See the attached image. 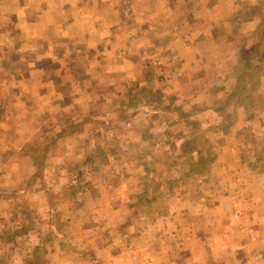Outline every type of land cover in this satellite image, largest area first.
Returning a JSON list of instances; mask_svg holds the SVG:
<instances>
[{
  "label": "crops",
  "instance_id": "crops-1",
  "mask_svg": "<svg viewBox=\"0 0 264 264\" xmlns=\"http://www.w3.org/2000/svg\"><path fill=\"white\" fill-rule=\"evenodd\" d=\"M34 2L17 1L16 11L2 20L10 22L12 34L19 32V36L25 30L26 36L34 37L36 27L39 42L8 39L6 31H0V176L10 177L12 168H18L22 174L16 180L25 184L28 177L30 197L43 191L61 202L74 198L77 190L84 197L103 200L114 218L100 217L99 201L62 207L51 202L41 215L30 206L25 209L29 220L22 218V222L8 208H0V262L30 264L41 250L46 264H264V190L257 192L263 187L264 159H241L234 170L243 174L232 176L220 188L219 197L203 207L206 217L176 205L152 217L153 227L127 232L128 224L117 219V212L132 210V202L115 201L131 189L127 180L154 175L170 183L175 175L159 171L164 166L143 154L148 145L134 121L138 112L150 104L151 114L143 115L149 121L170 109L152 91L150 96L145 91L162 80L173 90L181 80L193 87L210 85L225 95L244 68L239 55L252 52L245 39L264 37V0H81L75 4L74 15L67 13L56 21L43 19L47 15L39 17ZM212 51L226 53L228 58L206 63V54ZM148 57H160L165 68L172 70V78H159L147 64ZM249 61L246 69L256 70L255 61ZM215 65L224 70L223 75L209 72ZM69 86L79 87L77 95L68 96ZM69 105L78 108L79 120L66 114ZM132 144L140 152L138 162L132 160V170L137 172L140 162L145 171L121 175L112 169V160L126 161L136 150ZM96 164L100 172L95 171ZM228 164L222 167L229 168ZM45 167L49 171L43 178ZM76 168L83 175L74 187L71 173ZM244 185L251 188L247 195ZM238 187L237 192L228 190ZM4 188L8 189L1 185L0 191ZM205 192L202 188L197 197L203 198ZM12 195L0 192V197ZM15 211L21 213L19 208ZM68 212L77 220H64ZM17 222L23 225L20 232ZM8 228L15 233L12 241L3 235ZM145 233L165 243L144 242ZM131 242L142 246L131 249L127 246ZM165 244L171 248L155 250L154 246ZM127 257L129 263L124 261Z\"/></svg>",
  "mask_w": 264,
  "mask_h": 264
},
{
  "label": "rangeland",
  "instance_id": "rangeland-1",
  "mask_svg": "<svg viewBox=\"0 0 264 264\" xmlns=\"http://www.w3.org/2000/svg\"><path fill=\"white\" fill-rule=\"evenodd\" d=\"M17 1L20 2V0H0V31L5 30L7 33L6 38L8 39H17L20 37L21 42L28 41L31 44L33 42L38 43V38L35 39L36 27H34L35 29H32L34 37H32V34L31 36H26L27 31L25 30V35L24 31H21V36H19V32L17 34H12L11 31L13 29L10 22L2 21L6 15L12 14L16 11ZM26 1L28 2L29 0ZM31 1L34 2L35 0ZM36 1L38 3L36 8L37 15L39 17L47 15V17H44L43 19L48 20L51 18L53 21H56L58 17L67 15V13L69 15H74L77 12L75 10V4H78L81 0ZM20 25L21 28H24V25L26 24L22 22ZM41 26L43 25L39 24V27ZM42 30L44 31L43 28ZM261 33L264 34V31L262 30ZM245 42L246 44H249L250 47H253L252 52H243L239 55V63L246 64L250 62L249 59L252 58L255 61L254 64L256 65V70H251V72L256 75L255 78L250 76L248 73L245 74L249 83L254 84L252 87L253 91H251L252 94H250L251 96L253 95V97L249 99L251 100L254 98L251 101H254L256 104V107L252 108L255 109L253 110V113H247L249 116L247 120L243 119L245 111L240 112L242 107L237 108V105L235 104H224L222 98L224 95L223 92L218 94L219 92H215L210 85L207 88L199 86L193 87V84H189L184 81L181 82V80H179V83H176L175 89L172 90V87L164 84L162 80L159 83V86H155L153 89H147L148 91H145V94L149 96L152 91V93L159 99L158 102L163 103L162 105L169 106L170 109H163L162 112H160L162 113V116L160 115V117L155 119L151 118L149 121L148 118L147 120H144L146 117L143 115L145 113L148 115L151 114V108L153 107H150V104H145L141 109L142 111L140 110L138 112V116L134 121H136L135 123H139L137 127H140L143 142L148 145L143 154H147V157L150 160L157 159L160 162V167L164 166L163 168H159V171L166 170L171 174L172 171H174L175 175L173 174L174 176L170 178V183H163L160 181V178H157V176L154 175H148L147 179H141L138 177L136 179L126 181V183L131 186V189H127V192L124 193V198L117 195L115 201L116 203H118L117 200L119 203L126 201L127 204L132 202V210L129 209L128 212H126V210H120L117 212V219L125 221L128 224L124 226L127 232H134L138 230V232L141 233V231L144 230L142 229L143 227H153L154 221L151 220L152 217L162 214L168 211L169 207H174L176 205L190 207L191 212H193L194 215L195 213H199L196 215L206 217L203 207H207V204L213 202L215 196L221 192V189L226 184V181H229L232 176L243 174L240 169L234 170L236 166L239 165L241 159H244L245 161H250L252 158L255 159L254 155L256 156V154H252V149L254 151L256 148L260 151L261 159H264V37L258 45L256 44L257 38L252 39L249 42L248 39H245ZM224 49L225 48H223V50ZM206 58L207 63V60L213 61L214 59L220 61L221 59L224 60L228 57L226 53L221 51H212L206 54ZM147 59L148 63L154 64L160 60V57L159 60L152 57H148ZM158 65L157 69L161 68L163 70L162 73H164L165 78H172V70L166 69V65L160 61L158 62ZM219 65H215L210 68L209 72H213L216 75H223L222 72H224V70L222 71L221 67H218ZM199 70L203 69L200 67ZM206 74L207 72L204 73L205 77ZM129 84L130 86L134 85L133 82H130ZM68 91V96H75L79 91V87L69 86ZM68 96H65L64 98L66 99ZM141 100L143 101V99ZM249 102L250 101L247 102V106H249ZM151 104H154L153 106L156 108L155 101ZM222 105L223 107L220 109L215 108L216 106ZM69 106L70 107L68 109L64 110L67 112L66 114L71 115L72 120L74 121L79 120L80 115L78 114V108L74 105ZM246 112H248V110H246ZM250 115L253 116L250 117ZM173 124L175 126L173 130H171ZM137 127L135 129L136 132L139 133L140 131H137ZM130 137L134 139V141H137L135 140L136 136ZM134 141L131 143H134ZM132 146L136 150H133L134 154H130L128 158L130 160L127 159L123 162L117 159L114 161L112 160V169L119 170L121 175L126 174V171L138 174L141 173V171H145L143 170L144 164L140 162L138 165L139 170L137 172L132 170V160L138 162L137 159L139 156L137 155L140 154L138 145L132 144ZM129 151L131 152V150ZM92 153H94L95 158H98L96 151H93ZM103 159H108V156ZM228 162L229 164L226 167L229 168L224 169L222 167L223 164ZM99 168L100 165L96 164L95 171ZM12 169H14V172L9 174L10 177H6L4 175L0 176V178H2L0 180V187L3 185V187L8 188H4L3 191L0 192L10 194L13 193L12 196L0 197V208H8V213H15L18 218L20 217V222L23 221L22 218H24V220H29L27 211L25 210L27 207H37L36 210L33 209V211L38 214L40 213L41 215L46 210L45 205H49L51 202L55 204V207H62L64 204L71 206L75 202H79V204L81 203L83 205H92L99 201L100 204H102V214L100 217L102 219L104 218V220L114 218V215H112V212L110 211L111 208L106 204H103V200L92 197H84L82 194L78 193L77 190L74 193V198H68V200L63 199L61 202V198H50L45 195L43 191L41 193L38 192V195L36 196L32 194L33 197H30L28 189L30 181L28 182V177L24 178L26 181L25 184L24 182H18L16 178L18 179V175L22 173L21 171H18V168ZM44 170V173H42L43 178L44 175L48 173L46 171H49V168L45 167ZM100 171L101 170L99 169L98 172ZM35 173L36 171L32 170V174ZM82 175L83 173L78 171V168L71 173V179L73 181L72 185H74V187L77 182V178ZM160 175H162V173H160ZM12 177L15 179L13 180ZM30 180H32V178H30ZM176 181L179 182V185L178 183H175ZM260 181L263 187L258 188L257 192L264 190V178H260ZM217 185H222V187L219 186L218 188ZM238 186L240 187V185ZM239 187L229 188L228 190L229 192H237ZM202 188H204V191L207 190L208 192H205L206 194L203 198H198L197 192ZM241 188L243 189L242 191L245 195L249 194L251 191V188H249V186L246 187V185ZM133 191L138 192L134 193ZM217 197H219V195H217ZM236 200L237 199L235 198V201ZM12 208L14 209L11 210ZM16 208H19L21 213L16 212ZM72 212L74 213V211ZM74 216V214L68 212L63 216V218L64 220H77ZM76 216L79 215L77 214ZM47 217V214H45V219ZM85 219L88 220L86 215ZM198 221L199 220H196V222ZM1 222L0 218V223ZM20 222H17V225L15 226L19 229V232L23 226ZM111 228L114 227L111 226ZM10 230L11 228L6 229L5 235L11 234L12 231ZM145 235L148 236L147 240L142 237L144 242L153 241L155 244L156 241L159 240L160 243H165L155 235L151 234L150 236L149 233H145ZM133 242L127 246L131 249H135L137 247V250L139 246H142L141 244L132 245ZM136 242L137 240L135 243ZM167 242H170V240H167ZM154 247L156 251L164 249L168 250L171 248V244L168 246L165 244L161 248L156 246ZM33 259L35 260H31L32 263L30 264H46L45 256L41 253V250L38 251L37 254L35 252ZM125 259L126 260L124 261H128L129 263L130 257ZM0 264H9V262H0Z\"/></svg>",
  "mask_w": 264,
  "mask_h": 264
},
{
  "label": "trees",
  "instance_id": "trees-1",
  "mask_svg": "<svg viewBox=\"0 0 264 264\" xmlns=\"http://www.w3.org/2000/svg\"><path fill=\"white\" fill-rule=\"evenodd\" d=\"M262 38L263 37H260L257 40V43H256L257 45L260 43ZM147 64L150 65V67L152 68L154 73H156L158 76H160L159 78H162V77L165 78L164 73H162L163 70L161 68L157 69V67L159 66L158 62H156L154 64H151V63H147ZM250 64H251V62H248V63H246L244 65V68L240 72L235 84L230 85V87H227L226 88L227 89L226 93L222 97L224 104H228V105L229 104L230 105H234L235 104V105H237V108L242 107L240 110L245 111V113H244L245 116H243L244 120H247L249 118L247 113H251L252 114L253 110H255V109H252V108L256 107V104L254 103V101H251L254 98H252L251 100L249 99V98L253 97V95L251 96L250 94H252L251 91H253L252 87H253L254 84L253 83H249V81L247 83L246 80H245V78H247L246 75H245L246 73H248L253 78L256 77V75H254L250 70L246 69V68L250 67ZM131 86H134V85H131ZM131 86L129 84L130 88H134V87H131ZM248 101H250L249 102V106H247V102ZM223 105L222 106H216L215 108L216 109H220L221 107H223ZM246 110H248V112H246ZM236 112H239V111H236ZM253 115H255V114H253ZM253 115H250V117L253 116ZM254 154H256V156L254 155L256 159H260L261 158L259 150H257V151L254 150ZM86 169L89 171L90 167H88ZM10 231H12L11 234H8V235L3 234L7 238V241L8 240H10V241L14 240V235H12L14 233V231L12 230V228H11Z\"/></svg>",
  "mask_w": 264,
  "mask_h": 264
}]
</instances>
